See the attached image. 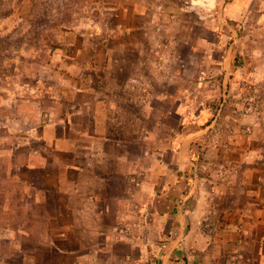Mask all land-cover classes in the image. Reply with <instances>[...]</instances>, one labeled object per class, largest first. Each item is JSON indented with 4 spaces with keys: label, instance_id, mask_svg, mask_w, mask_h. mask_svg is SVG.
I'll return each mask as SVG.
<instances>
[{
    "label": "rangeland",
    "instance_id": "rangeland-1",
    "mask_svg": "<svg viewBox=\"0 0 264 264\" xmlns=\"http://www.w3.org/2000/svg\"><path fill=\"white\" fill-rule=\"evenodd\" d=\"M78 86L120 103L132 152L161 136L170 161L226 104L243 114L264 99V0H0V264L53 262L58 233L44 230L67 219L43 188L47 170L25 166L43 144L24 138L15 100L64 105Z\"/></svg>",
    "mask_w": 264,
    "mask_h": 264
},
{
    "label": "crops",
    "instance_id": "crops-1",
    "mask_svg": "<svg viewBox=\"0 0 264 264\" xmlns=\"http://www.w3.org/2000/svg\"><path fill=\"white\" fill-rule=\"evenodd\" d=\"M73 90L64 105L49 93L14 103L24 138L43 144L25 166L47 170L43 188L67 216L44 230L58 233L47 264H264V99L243 114L226 104L164 161L161 136L131 151L118 101Z\"/></svg>",
    "mask_w": 264,
    "mask_h": 264
},
{
    "label": "built area",
    "instance_id": "built-area-1",
    "mask_svg": "<svg viewBox=\"0 0 264 264\" xmlns=\"http://www.w3.org/2000/svg\"><path fill=\"white\" fill-rule=\"evenodd\" d=\"M123 264H129V257L127 260H125V262H123Z\"/></svg>",
    "mask_w": 264,
    "mask_h": 264
}]
</instances>
